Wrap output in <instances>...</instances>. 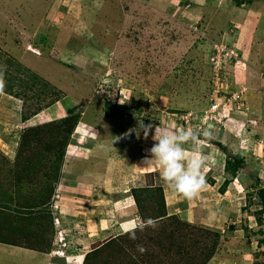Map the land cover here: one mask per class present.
<instances>
[{"label":"rangeland","instance_id":"rangeland-1","mask_svg":"<svg viewBox=\"0 0 264 264\" xmlns=\"http://www.w3.org/2000/svg\"><path fill=\"white\" fill-rule=\"evenodd\" d=\"M248 33L254 42L244 47ZM254 51L264 58V0H0V184L7 187L0 198L16 185L23 193L18 174L26 175L35 187L27 182L24 193L46 196L31 213L59 205L68 224L44 229L50 218L41 214L35 225L47 235L35 230L29 242L47 245L51 264H84L111 239L86 264H196L190 253L201 255L213 242L207 264H264V105L250 108L264 91V71L254 72ZM238 78L247 79L244 87ZM71 114H80L79 123L62 165L55 143L46 161L18 170L27 156L19 155L20 134ZM148 124L152 133L159 126L200 134V143L183 145L185 159H205L206 183L195 198L175 194L162 169L145 164L155 144L152 133L145 139ZM89 185L97 201L81 188ZM63 189L67 201L74 190L80 200L64 208L57 203ZM163 201L167 216L176 215L148 226L149 214L164 213ZM3 213L10 230L13 223L30 231L29 216Z\"/></svg>","mask_w":264,"mask_h":264},{"label":"crops","instance_id":"crops-1","mask_svg":"<svg viewBox=\"0 0 264 264\" xmlns=\"http://www.w3.org/2000/svg\"><path fill=\"white\" fill-rule=\"evenodd\" d=\"M186 5H188V4H186ZM247 26H248V24H246V25L242 24L243 28L244 27L248 28ZM248 39H249L248 43L246 42V46H244V47H249V45H250L249 43L251 41L254 42V35L248 33ZM248 51H250V50H248ZM251 56H252V58H255V62L254 63H257V65L260 64V68L259 67L257 68V66H254V65H253L254 68L251 67V68L254 69V72L258 71V70H255V69H259V70L264 71L263 70L264 69V58L262 59V57L258 55L257 51H254L253 54L251 53ZM237 80H238L239 84L238 83H235V84L243 86V87L248 82L246 78H238ZM240 86H239V89H242L243 87L240 88ZM256 91H255V89H251V93H256ZM262 92H264V91L262 89H259V91L257 92V95H256V101L258 103L255 104V105H250V108L258 110L259 106L263 107L264 99H263V95H261ZM246 93L244 94V97H245V95H248V97H249V91L248 90H247ZM262 110L263 109H261V111ZM258 111H260V110H258ZM262 118H263L262 122L264 123V112H263ZM239 119H240L239 121L242 120V118H240V117H239ZM239 121L238 122L235 121V122L237 124H240ZM9 156L12 159L14 158L11 155H9ZM90 176H93V175H90ZM95 178H96V176H95ZM97 179L99 180L98 177H97ZM92 181L93 180H91V182ZM4 184L5 183H3L1 181L0 186L1 187H5L4 188V190H5L7 187L4 186ZM84 187H85L84 190L87 191L86 193H88L89 198H93L94 201H97L99 199V196H98L97 193H96V195H93V192H95L97 189L96 190L93 189L91 185L83 186L81 188L83 189ZM66 193H67V191L65 189H63V192L61 191V193H60V195L58 197L59 200L57 201V203L62 205L64 208L69 207L70 203L73 205L75 203V200H80V198H76V194L78 193V190H74L73 195H70L74 199V203H72L73 200H72L71 197H69L68 201L66 200V197H65ZM4 194L5 193H3V196H1V198H0V201H1L0 202V209L2 211H4L3 214L7 215V214H10V213L11 214L17 213V214H20V215L29 216V218L27 219L26 224H28V228H29V230H31L30 232H32V234L30 236H28V238L26 239V243H24V244L23 243L14 244L12 242L6 243V242H2L0 240V264H7L6 261H5L6 258H9V261H12V262H10V264H51L53 262V254H51L50 250L47 249V245H42L41 242H40V244L32 245L29 242V240L31 238L34 239L36 237L37 233L35 232V230L37 232L40 231L41 233H46V231H41L39 226L37 227L35 225L36 219H38L39 217L41 218V214H43L42 218H50V219L52 218V220L49 219L47 221V224L45 225L44 229H46L47 227H49L51 230H53V228L54 229L55 228L56 229H58V228L60 229V223H58V222L62 221L63 223H65V221H63L61 219V217H59V213L60 212L57 209L59 207V205L52 208V207H50V203H49L47 205L48 206V208H47L48 211L47 212L36 211V213H31V211L35 209L36 204H38L39 201L42 202V200L45 199V197H46L45 195L41 196V193H40V195L38 193L37 194H32L31 191L27 192V193H24V192L23 193H18V192H14V190H12V192L10 191L9 194H5V195ZM10 194H11V197L9 196ZM84 199H86V198H83V200ZM87 201L88 200H86V202ZM78 203L80 204V202L77 201L76 204H78ZM84 204H86V203H84ZM7 205H11L12 209L6 208ZM32 206H34V207H32ZM14 207H17V208H14ZM95 208H97L96 203L94 205V210H95ZM3 214H1V215H3ZM79 215H80V213H78L77 215H72V216L76 217V216H79ZM10 221L12 223V220H10ZM30 221H31V223L33 222L32 226H31V224H29ZM66 225H68V224L65 223L64 226L66 227ZM32 227H33V229H31ZM104 228H103V230H104ZM22 229L23 228L17 229L12 223V230L15 231V234L12 232V230H10L9 233H8V231L6 229H3V227L0 228V234L4 233V234H6V237L10 236V238H12L13 240L22 241V239L19 238L16 235V234H19L22 231ZM92 229H97L99 231V227H97V228L95 227V228H92ZM4 234H2V235H4ZM40 235H42V234H40ZM46 235H47V233H46ZM40 238L42 239V237H40ZM46 240H47V237H46ZM47 241H48V245H49V242H50L49 239Z\"/></svg>","mask_w":264,"mask_h":264},{"label":"clouds","instance_id":"clouds-1","mask_svg":"<svg viewBox=\"0 0 264 264\" xmlns=\"http://www.w3.org/2000/svg\"><path fill=\"white\" fill-rule=\"evenodd\" d=\"M221 99L218 98V101ZM143 121L138 122L140 128ZM245 126V124H243ZM153 125H143L145 139L152 133ZM210 135V133H205ZM152 139L155 141L150 150L149 157H146L145 164L150 167L162 169L159 176L166 187L171 189L175 194L191 200L195 198L203 189L206 179L202 173L205 165L203 156L192 155L191 158L185 159V150L183 145L192 140L193 143H200V134H194L191 130H183L180 133L168 128L155 127L152 133ZM179 142V143H178ZM151 161L147 163L146 161ZM148 226L155 227V222L149 219ZM129 238L135 240V233H130ZM137 250L144 253L146 249L142 245H137ZM59 250L57 254L63 256ZM65 256V255H64ZM76 264H80L79 261Z\"/></svg>","mask_w":264,"mask_h":264},{"label":"trees","instance_id":"trees-1","mask_svg":"<svg viewBox=\"0 0 264 264\" xmlns=\"http://www.w3.org/2000/svg\"><path fill=\"white\" fill-rule=\"evenodd\" d=\"M58 101H61V99L59 98ZM237 109L240 111L239 107ZM37 113L38 112H36V114ZM78 117H80V114H73V115L71 114V115H68V116L63 117V118H59V119H55L52 121L42 123V124L37 125L35 127H29L24 131V133H21L20 138H19L21 141L18 145L19 155L25 154V151H26L27 156L24 160L22 159V163H17V165L22 166V167H19L18 170H22V169L26 168L27 169L26 172H30V170H28V169H30L31 167H34L35 165L37 166L42 160L46 161L47 159H46L45 154L47 152H44V151H48V152L51 150L53 151V144H55V143L62 148L61 149V157L59 159V161H60V165L58 166V168H59L62 165L61 160L63 159V157L65 155V147L69 144V139L72 138V136L74 134V130L79 123ZM30 133H31V135H30ZM60 140H61V143L54 142V141H60ZM49 143H51V144H49ZM48 144L50 145V148H48V150H46L45 146ZM32 145L35 146L37 148V150H38V148H40L42 150L36 151V152L33 151V154L31 155L32 150H28V147H30ZM34 158L37 160H35ZM236 164H237V161L235 163H233V165H236ZM226 168L228 170L231 168L230 162H227ZM235 168L236 167H232V169H235ZM18 176L20 177V179H24L23 182H25V184H26V185H24V183L22 184L23 188H24L23 192L26 190V188H25L26 186L32 185L34 183L32 180H29L26 177V175L18 174ZM6 181H7V186H8L9 183H11V181L10 180H6ZM27 182H28V185H27ZM16 183H17V181H16ZM4 186H6V183L4 184ZM15 187L13 186L14 192H18V190H17L18 188H15ZM32 187L34 188L35 186L32 185ZM139 188H141V187H139ZM139 191H142V190H138V188H134L133 189V192H134L133 195H135V202H136L137 206L143 210L144 206L142 205V202H144V201H143V198L140 197ZM20 192H21V190H20ZM27 192L28 191H26V193ZM40 193H41V196L45 195V193L42 191ZM32 207H34V206H32ZM6 208L12 209L11 205H7ZM14 208H17V207H14ZM161 208H162L161 211L164 210V213L161 215L159 214L158 216H154V214H149L148 211H145V213L149 214V216L146 218V221H148L149 219L155 220L156 218H165V216H166V218H168V217H172V216L176 215V214H173V215L167 216L168 213L166 212V207H165L164 201L161 205ZM263 212H264L263 210L258 212L261 214L258 217V220L261 223H262V219H263L262 218ZM173 218H175V217H173ZM177 222L184 224L181 220H177ZM0 223L5 224V228L9 229V231H10V229H11L10 224H7L4 221L1 222V220H0ZM30 231L27 232V231H24V229H22V231L16 235L19 238H22V237L28 238V236H30L32 234V232H30ZM12 232L15 234L14 230H12ZM2 234H4V233L0 234V240L2 242H6V243L12 242L14 244H21V243L24 244L25 243L22 241L13 240L12 238H10V236L5 237ZM111 240H109L105 244L109 243ZM196 242L200 243L199 241H196ZM105 244H103L102 246H104ZM260 244H264V239L260 240ZM102 246H100L99 248H95L92 251H90L89 253H87L85 258L88 260L89 257L97 254L96 251L100 250V248ZM207 246H209V247H207V249L205 251L200 252L201 255H198V253H195V252L190 253V254H192L191 258L196 259V264H207L210 261V259L214 256V254L216 252V247H217L216 243L213 242L212 244L210 243V245H207ZM186 256H187V254H185V252H184L182 254V257H186ZM198 256L199 257L201 256V259ZM86 259L84 261V264H86V262H87Z\"/></svg>","mask_w":264,"mask_h":264},{"label":"built area","instance_id":"built-area-1","mask_svg":"<svg viewBox=\"0 0 264 264\" xmlns=\"http://www.w3.org/2000/svg\"><path fill=\"white\" fill-rule=\"evenodd\" d=\"M220 47H221V45H220ZM220 47L217 46V51H218V52H217V54H216V57H217V55H220V54H219V52H220V49H219V48H220ZM218 103L220 104V102L218 101V98H217V97H216V98H213V104H212L211 112H214L213 109H215V106H216V104H218Z\"/></svg>","mask_w":264,"mask_h":264}]
</instances>
